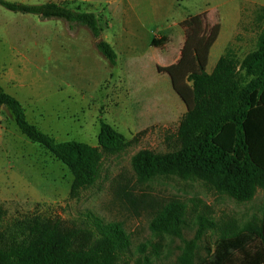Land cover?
I'll use <instances>...</instances> for the list:
<instances>
[{
	"label": "rangeland",
	"instance_id": "1",
	"mask_svg": "<svg viewBox=\"0 0 264 264\" xmlns=\"http://www.w3.org/2000/svg\"><path fill=\"white\" fill-rule=\"evenodd\" d=\"M41 4L56 2L81 12L94 13L102 39L115 49L111 65L96 48L90 30H71L62 20H42L0 5V86L25 108L26 118L58 143L76 141L100 146L101 123L122 134L128 145L120 154L104 157L93 186L72 192L74 177L67 166L28 140L0 107V204L4 217L0 233L20 236L34 219L60 220L68 227L87 230L85 213L105 223L120 224L130 248L120 264H176L183 240L156 237L151 221L170 203L189 206L184 240L197 231L198 214L218 221L243 224L264 211V190L239 203L200 181L159 177L142 182L132 158L142 150H176L177 132L187 107L173 90L170 77L159 68L177 63L185 42L180 24L206 12L220 23L213 0H7ZM262 18L248 16L224 25L228 47L242 61L256 49L264 33ZM157 40L159 46H153ZM224 42L211 53L215 66ZM212 70L209 69V72ZM218 235L207 232L199 241L195 264L213 257Z\"/></svg>",
	"mask_w": 264,
	"mask_h": 264
},
{
	"label": "trees",
	"instance_id": "2",
	"mask_svg": "<svg viewBox=\"0 0 264 264\" xmlns=\"http://www.w3.org/2000/svg\"><path fill=\"white\" fill-rule=\"evenodd\" d=\"M6 10L35 15L42 20H62L71 30L85 27L96 40L98 52L116 65L118 55L102 39V27L94 13L81 12L56 2L29 4L0 0ZM185 42L179 61L159 72L170 77L173 90L187 107L178 132L176 150L157 153L142 150L132 158L142 182L159 177L200 181L219 194L239 203L254 199L264 190V33L256 49L240 61L231 48L207 71L210 52L219 38L221 24H213L206 12L180 24ZM153 46H159L153 41ZM0 107L17 129L69 168L74 177L72 192L93 186L107 156L123 152L128 142L106 123H101L100 146L76 141L58 143L28 122L24 106L0 86ZM189 206L170 203L154 215L150 230L159 238L173 235L184 246L176 264H195L199 241L207 232L218 235L210 260L202 264H264V211L240 224L218 221L210 212L198 214L195 237L184 240ZM0 204V223L4 217ZM88 229L68 227L60 220L34 219L20 236L0 233V264H120L130 241L118 223H105L85 213Z\"/></svg>",
	"mask_w": 264,
	"mask_h": 264
},
{
	"label": "crops",
	"instance_id": "3",
	"mask_svg": "<svg viewBox=\"0 0 264 264\" xmlns=\"http://www.w3.org/2000/svg\"><path fill=\"white\" fill-rule=\"evenodd\" d=\"M213 3L214 10L218 12L220 17L221 32L218 40L211 49L209 60L211 58V53L216 50L221 42H224L223 55L226 53L227 49L230 48L228 45L230 44L231 39L224 34V25L240 23L245 8H248V16L254 14L257 18H262V12L264 11V0H213ZM218 51L219 47L216 52L218 53ZM216 65L211 67L208 62L207 71L209 72V69L213 71Z\"/></svg>",
	"mask_w": 264,
	"mask_h": 264
},
{
	"label": "water",
	"instance_id": "4",
	"mask_svg": "<svg viewBox=\"0 0 264 264\" xmlns=\"http://www.w3.org/2000/svg\"><path fill=\"white\" fill-rule=\"evenodd\" d=\"M100 42H101V40L98 41V43H100Z\"/></svg>",
	"mask_w": 264,
	"mask_h": 264
}]
</instances>
